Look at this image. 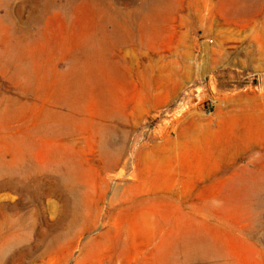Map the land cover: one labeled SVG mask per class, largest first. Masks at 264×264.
<instances>
[{
    "label": "rangeland",
    "instance_id": "rangeland-1",
    "mask_svg": "<svg viewBox=\"0 0 264 264\" xmlns=\"http://www.w3.org/2000/svg\"><path fill=\"white\" fill-rule=\"evenodd\" d=\"M264 264V0H0V264Z\"/></svg>",
    "mask_w": 264,
    "mask_h": 264
},
{
    "label": "crops",
    "instance_id": "crops-1",
    "mask_svg": "<svg viewBox=\"0 0 264 264\" xmlns=\"http://www.w3.org/2000/svg\"><path fill=\"white\" fill-rule=\"evenodd\" d=\"M111 264H128V260L126 257H124V254L122 252H116Z\"/></svg>",
    "mask_w": 264,
    "mask_h": 264
}]
</instances>
